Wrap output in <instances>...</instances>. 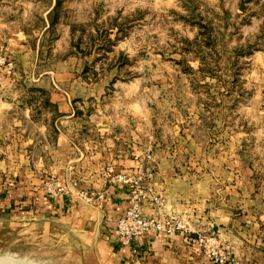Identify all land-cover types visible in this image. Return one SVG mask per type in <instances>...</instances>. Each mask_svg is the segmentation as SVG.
<instances>
[{"label": "crops", "instance_id": "0c3cea01", "mask_svg": "<svg viewBox=\"0 0 264 264\" xmlns=\"http://www.w3.org/2000/svg\"><path fill=\"white\" fill-rule=\"evenodd\" d=\"M17 70L0 69V226L19 241L31 237L34 245H46L52 251L47 264H213L183 233H147L131 247L120 243L116 222L131 206L130 189L106 186L103 172L113 165L137 173L152 164L154 174L145 184L162 195L166 213L218 235L231 255L227 264H264L263 111L255 130H239L231 136L234 145L219 147V161L215 155L201 168L173 146L177 127L162 130L160 143L153 141L150 117L142 131L135 116L109 112L99 121L89 119L94 128L87 122L83 128L76 104L87 99L73 97L65 82L49 76L54 72H44L47 83L25 82ZM255 88L264 95V80ZM48 179L67 192L49 197ZM79 191H104L107 198L98 205ZM151 206L143 203L145 213Z\"/></svg>", "mask_w": 264, "mask_h": 264}, {"label": "rangeland", "instance_id": "374dc122", "mask_svg": "<svg viewBox=\"0 0 264 264\" xmlns=\"http://www.w3.org/2000/svg\"><path fill=\"white\" fill-rule=\"evenodd\" d=\"M1 68H18L25 82L54 72L87 99L76 104L85 123L73 128H94L89 119L109 112L135 116L142 131L150 117L160 143L177 127L173 146L203 168L264 112L255 88L264 80V0H0ZM6 227L0 264H47L46 245Z\"/></svg>", "mask_w": 264, "mask_h": 264}, {"label": "built area", "instance_id": "2783aa9c", "mask_svg": "<svg viewBox=\"0 0 264 264\" xmlns=\"http://www.w3.org/2000/svg\"><path fill=\"white\" fill-rule=\"evenodd\" d=\"M153 167L148 166L137 173H124L109 165L103 172L106 186H124L130 189L131 206L125 215L116 222V230L122 245L131 247L136 239L147 233H162L168 236L183 233L200 250L203 256L213 264H227L231 255L221 238L212 232L193 230L183 217L168 214L165 211L162 195L146 186V179L153 175ZM77 182H73L76 186ZM49 197L66 193L68 188L56 185L53 179L45 183ZM79 197L98 205L103 203L107 195L103 191L96 196L79 191ZM151 204L150 213H145L144 202Z\"/></svg>", "mask_w": 264, "mask_h": 264}, {"label": "bare ground", "instance_id": "6f19581e", "mask_svg": "<svg viewBox=\"0 0 264 264\" xmlns=\"http://www.w3.org/2000/svg\"><path fill=\"white\" fill-rule=\"evenodd\" d=\"M2 263H3V262H2ZM2 263H1V264H2Z\"/></svg>", "mask_w": 264, "mask_h": 264}]
</instances>
